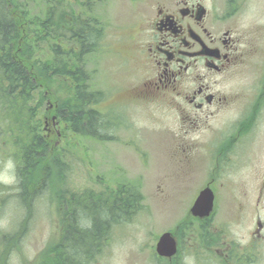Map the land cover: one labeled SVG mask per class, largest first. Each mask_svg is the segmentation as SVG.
<instances>
[{
    "label": "rangeland",
    "instance_id": "374dc122",
    "mask_svg": "<svg viewBox=\"0 0 264 264\" xmlns=\"http://www.w3.org/2000/svg\"><path fill=\"white\" fill-rule=\"evenodd\" d=\"M23 1L41 5L43 0ZM159 1L61 2L65 18L74 23L70 30L62 26L66 33L62 36H69L78 28L82 33V42L75 52L80 55L85 76L78 74L89 84L83 90L84 95L79 93L78 96L88 101V97H91L89 93L99 92L103 97L99 107L103 109L106 124L99 132L84 130L76 133L69 128L70 123L58 116L59 108L72 97L65 94L63 88L48 90L38 120L41 131L49 135L53 147L54 143L56 145L51 151L53 168L51 175L48 174L49 186L42 187L41 195L36 198L31 195L20 206L17 172L15 168H7L10 160L0 157V182L4 184V187H0V233L8 234L5 239L0 237V264H37L39 260L54 255L64 235L61 225L64 213L59 208V194L67 201L68 208L76 211L88 205L91 197L112 201L117 197L113 194L121 190L130 191L128 196L135 199L134 203L137 204L125 217L111 221L98 244L87 250L86 255H81L79 264H157L155 248L158 235L177 226L180 227L177 235L181 237L183 245L182 261L192 264L190 255H184L188 242L186 238L189 235H202L200 230L204 231V228L187 215L195 200L196 188L200 187L202 181L213 180L219 199L218 211L224 221L236 215L233 211L240 208L238 204L245 206L246 193H251L252 200L254 188L250 191L249 168L243 167L241 171L245 177L238 184L244 185L245 189L240 201H235L232 192L237 183L233 178L232 164L218 157L202 156L205 153L203 145L211 132L204 128L187 132L189 117L179 109L178 99L176 105L172 106L166 100L163 104L149 105L137 100L130 101L128 97L122 98L124 92L149 79L148 66L137 56L134 39L140 41L139 28L149 24L156 13L154 6ZM216 1L225 11V0ZM165 2L170 4L171 0L162 1ZM41 8H38V12ZM222 22L224 26L234 24L242 33V42H253L254 46H260L233 77L221 81L224 88L240 91L237 102L229 107L236 112L249 97L248 91L255 74L263 68L264 0H239V9ZM84 34L90 35V40L84 38ZM42 52L46 54V50ZM110 103L113 108H124L120 111L122 114H117V120L114 117L117 112L110 111L112 107L109 110L106 108ZM90 109L91 106L85 112L87 116L91 113L88 112ZM226 114H231L230 110H226L222 117ZM256 117V157L254 162L246 165L253 167L263 161L259 169L263 171L264 104ZM204 119L211 124L223 122L217 116ZM134 183H137L136 186ZM237 189L240 193L241 189ZM125 219L126 223L120 225ZM220 220L215 218L212 222L215 225L207 231L206 237L210 243L215 242L214 236L220 239V249L226 246L225 240L230 241V247L233 246L232 241H248L253 229L251 219L242 225L232 223L225 231L218 229ZM187 225L189 227L185 234ZM183 234L187 235L186 238Z\"/></svg>",
    "mask_w": 264,
    "mask_h": 264
},
{
    "label": "flooded vegetation",
    "instance_id": "af4514ba",
    "mask_svg": "<svg viewBox=\"0 0 264 264\" xmlns=\"http://www.w3.org/2000/svg\"><path fill=\"white\" fill-rule=\"evenodd\" d=\"M162 1L154 6L156 13L149 24L139 30L140 43L135 45L137 56L148 66L149 79L124 92L122 98L150 104L157 103L158 97L162 96L163 101L172 106L178 99L179 109L189 117H186L190 122L187 132L202 128L211 132L203 145L205 153L202 156L218 157L232 164L237 183L232 192L235 201H240L245 189L244 185L238 184L245 177L241 174L243 167H248L251 172V176L248 175L250 191L254 188L252 200L251 193H246L245 206L238 204L240 208L233 211L236 215L225 221L218 211L219 199L213 180L202 181L196 188L197 196L206 189L213 191L215 208L208 218L198 220L204 228V231L200 230L202 235L186 238L184 255H190L192 264H264V170L259 171L263 161L253 167L246 165L254 162L256 157V115L264 104V78L252 84L248 100L234 114L225 117L226 122L221 119L222 123L211 124L204 119L221 117L234 106L240 91L224 88L221 81L233 77L260 47L254 46L253 42H247L248 45L242 42V33L234 24L231 27L223 25L224 11L214 0H171L170 4ZM237 187L241 189L240 193ZM217 216L221 219L218 224L221 231L232 223L242 225L251 219L253 229L248 241H232L230 247V241L225 240L226 246L220 249V239L214 236L215 242H211L215 245L210 243L207 231ZM182 257L181 246L175 257L159 260L163 264H186Z\"/></svg>",
    "mask_w": 264,
    "mask_h": 264
},
{
    "label": "trees",
    "instance_id": "16d2710c",
    "mask_svg": "<svg viewBox=\"0 0 264 264\" xmlns=\"http://www.w3.org/2000/svg\"><path fill=\"white\" fill-rule=\"evenodd\" d=\"M62 1L45 0L44 3L43 0L40 5L23 0H0V157L9 158L15 166L20 206L31 195L34 198L41 195L42 187L49 186L48 174L51 175L53 168L51 151L56 145L53 147L49 135L41 131L38 115L50 88L52 91L63 88L72 97L59 108L58 116L70 123L69 128L76 133L99 132L106 124L97 110L90 109L91 113L85 114L98 97L90 93L91 97L85 101L78 96L84 95L83 90L89 84L79 77V74L85 76V71L80 55L75 52L82 42V33L75 29L71 35L62 36L66 34L62 26L67 29L74 26L62 12ZM83 37L90 40V35ZM0 186L3 185L0 183ZM113 195L117 197L112 201L91 197L88 205L76 211L68 208L67 201L59 194L64 235L54 255L37 264L81 263V255L98 244L111 221L125 217L136 208L128 190ZM124 195L128 197L123 198ZM7 235L0 233L4 239Z\"/></svg>",
    "mask_w": 264,
    "mask_h": 264
},
{
    "label": "water",
    "instance_id": "95a60500",
    "mask_svg": "<svg viewBox=\"0 0 264 264\" xmlns=\"http://www.w3.org/2000/svg\"><path fill=\"white\" fill-rule=\"evenodd\" d=\"M209 193V196L207 195ZM212 194L209 191L201 193L197 198L193 212L199 216L208 215L212 209ZM157 251L160 255L171 256L176 251V241L171 237L169 233H165L161 238L157 246Z\"/></svg>",
    "mask_w": 264,
    "mask_h": 264
},
{
    "label": "clouds",
    "instance_id": "9594fccd",
    "mask_svg": "<svg viewBox=\"0 0 264 264\" xmlns=\"http://www.w3.org/2000/svg\"><path fill=\"white\" fill-rule=\"evenodd\" d=\"M7 168L9 170L13 169L14 168V165L11 163V161H9L8 165H7Z\"/></svg>",
    "mask_w": 264,
    "mask_h": 264
}]
</instances>
